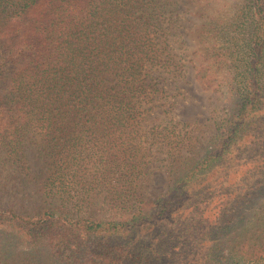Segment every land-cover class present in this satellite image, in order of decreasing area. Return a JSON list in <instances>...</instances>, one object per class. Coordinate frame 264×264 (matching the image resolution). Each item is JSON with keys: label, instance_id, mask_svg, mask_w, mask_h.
<instances>
[{"label": "trees", "instance_id": "obj_1", "mask_svg": "<svg viewBox=\"0 0 264 264\" xmlns=\"http://www.w3.org/2000/svg\"><path fill=\"white\" fill-rule=\"evenodd\" d=\"M178 1L0 0V175L12 171L17 194L33 184L36 200L0 207V264H264V131L242 118L256 110L264 125V0L238 17L248 74L223 143L169 163L172 184L141 199L153 146H185L181 129L145 125L165 98L152 74L169 68L162 37ZM231 143L249 158L226 166ZM243 198L251 207L229 218Z\"/></svg>", "mask_w": 264, "mask_h": 264}, {"label": "rangeland", "instance_id": "obj_2", "mask_svg": "<svg viewBox=\"0 0 264 264\" xmlns=\"http://www.w3.org/2000/svg\"><path fill=\"white\" fill-rule=\"evenodd\" d=\"M178 2L176 13L166 21L168 27L162 37L170 62L169 68L156 70L152 74L159 87L164 89L165 98L156 101L148 111L145 125H154L157 130L164 124L172 125L175 131L181 129L179 132L185 134L182 142L185 146L178 151V157L168 155L166 149L160 150L157 144L153 146L151 168L141 182V199L144 201L154 200L172 184L169 163L180 165L186 159L201 161L207 155L215 153L224 141L220 138V132L225 129V119H231L240 108L239 94L241 91L245 92L247 81L244 77L246 78L248 69L243 62L248 57L250 27H242L240 23L243 18L238 17L241 10H247L244 6L248 0ZM250 113L245 111L242 117L247 121L246 124L255 118L253 124L247 125V129L259 125L260 131H264V125L255 122L261 119V113L255 110L252 117ZM248 117L251 119H247ZM39 146L36 139L27 145V155L35 170L42 166L41 158L37 155ZM235 148L236 145L231 143L227 159L223 160L226 166H230L233 160L249 158L242 146L239 152ZM11 172L8 170L0 175V207L18 210L36 201L35 194L32 191L33 184L27 185V191L22 190L17 194L18 185L13 184L16 180ZM6 175L9 180L1 187L5 182L3 176ZM258 185L261 183L256 186L250 184L245 191L257 192L263 188ZM230 206L229 218L235 216L240 207H244L247 212L251 204L249 201L246 204L243 198L237 202L232 200ZM225 218L222 217L220 222ZM6 245V237L0 235V252L5 251ZM22 251L24 250L20 252ZM22 255L23 252L19 253L20 257Z\"/></svg>", "mask_w": 264, "mask_h": 264}]
</instances>
